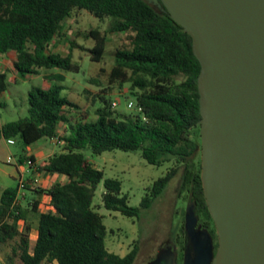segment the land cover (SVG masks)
Segmentation results:
<instances>
[{"label": "trees", "instance_id": "obj_1", "mask_svg": "<svg viewBox=\"0 0 264 264\" xmlns=\"http://www.w3.org/2000/svg\"><path fill=\"white\" fill-rule=\"evenodd\" d=\"M85 9L100 20L111 18L110 31L130 34L131 45L118 48L110 81L129 83V94L142 111L124 112L113 109L109 95H96L101 105L93 120L71 119L72 110L80 106L62 95L68 86L65 72H78L80 65L72 53L62 55L50 50L52 40L61 34L64 21L75 10ZM94 40L89 49L91 60L100 62L105 54L107 35L99 28L85 32ZM74 42H71V50ZM15 52L14 70L18 76L45 74L51 82L48 88L34 86L28 91L29 117L0 122V139H18L24 146L20 161L35 157L26 148L43 138L59 136L63 150L49 156L38 165L41 172L65 175L48 188L24 189L50 197V209L40 211L36 197L22 206L20 186L3 189L0 196V243L16 240L6 264H134L138 245L126 255L110 252L105 245L107 228L103 216L92 202L103 181L104 206L127 216H138L148 208L177 175L179 166L154 181L140 207L128 204L122 195L118 178H105L103 170L90 163L83 148L93 153L120 149L141 151L153 165L176 159L185 167L192 184L191 198L197 213L216 231L209 212L201 179V157H197L200 139V102L198 77L201 64L193 50L191 35L171 15L147 0H0V53ZM13 82L0 70V97ZM0 105H3L0 102ZM88 113V111H87ZM61 123L66 134L59 133ZM16 142V141H15ZM197 160V166H196ZM186 181V180H185ZM18 199V203L16 202ZM38 214V236L31 247L32 225L28 212ZM23 223V228L19 227ZM185 221L181 226L183 243Z\"/></svg>", "mask_w": 264, "mask_h": 264}, {"label": "water", "instance_id": "obj_2", "mask_svg": "<svg viewBox=\"0 0 264 264\" xmlns=\"http://www.w3.org/2000/svg\"><path fill=\"white\" fill-rule=\"evenodd\" d=\"M193 40L201 64V179L218 247L185 215L183 264H264V0H147ZM167 245L147 264H177Z\"/></svg>", "mask_w": 264, "mask_h": 264}, {"label": "rangeland", "instance_id": "obj_3", "mask_svg": "<svg viewBox=\"0 0 264 264\" xmlns=\"http://www.w3.org/2000/svg\"><path fill=\"white\" fill-rule=\"evenodd\" d=\"M112 19L100 20L85 9L75 10L63 23L61 34L56 36L51 44L50 50L59 52L62 55L72 53L73 59L80 65L78 72H65L68 86L63 90L62 95L68 96L76 102L80 108L72 110L71 119L73 121L96 118V110L101 105L99 94L109 95L112 101H117L118 105L113 107L116 111L133 112L134 109L128 107V101L134 100L129 94V83L120 85L119 81H110V73L115 65V53L118 48L131 45L130 34L127 32H112L109 27ZM92 28H99L107 35L108 42L105 54L100 62L91 60L89 49L94 46V40L85 36V32ZM71 42H74L71 50ZM15 52L0 53V70L8 73V80L13 82L10 90L0 97V122L5 124L9 121L29 117L28 91L34 87H49L56 81H48L42 75H32V77H15L14 60ZM57 69L44 72L45 74L55 72ZM88 111V113H87ZM67 127L64 123L60 125V135L66 134ZM193 138L198 143L197 157H201L198 134ZM60 140V141H59ZM51 140L50 147L55 152H60L64 147V140ZM11 146V153L14 159H18L24 153V146L16 139ZM41 142H50L49 138L41 139ZM87 160L101 169L105 173V178H118L122 183V195L128 196V204L132 207H140L143 197L148 188L151 187L158 178L164 176L173 166H179L177 175L171 180L166 189L156 197L152 205L148 208H141L138 216H127L120 211L109 210L104 206L103 194L105 186L103 181L97 186L92 207L103 216V222L107 228L105 245L110 252L126 255L135 245H138V257L134 264H147L157 253L167 245L176 246L180 243L182 233L181 226L185 221L186 212L192 202V184L189 179H185V167L180 165L176 159L166 161L161 165L150 164L141 154V151H124L114 149L104 151L101 154L93 153L89 146L83 148ZM199 158V157H198ZM4 164V162H0ZM9 166L13 163H5ZM35 166V165H34ZM197 166V160H196ZM26 166H24L25 168ZM28 174H23L22 179ZM59 177L63 175L58 174ZM48 179V180H47ZM50 178H45V174L39 177L35 186L48 188ZM186 180V181H185ZM27 182L26 179L24 183ZM19 176L12 182V185L20 186ZM34 186V183H30ZM34 186V187H35ZM23 187H20L22 189ZM28 197L20 194L19 198L22 206H28L27 201L34 196V193L27 191ZM48 202H43L42 210H49ZM28 221L35 232L38 224V214L28 212ZM20 223V228H23ZM35 234V233H34ZM16 240L8 243H0V264H6L7 255L11 254ZM34 239H31V247ZM176 248V247H175ZM56 264V263H55ZM177 264H183L181 259H177Z\"/></svg>", "mask_w": 264, "mask_h": 264}, {"label": "crops", "instance_id": "obj_4", "mask_svg": "<svg viewBox=\"0 0 264 264\" xmlns=\"http://www.w3.org/2000/svg\"><path fill=\"white\" fill-rule=\"evenodd\" d=\"M38 75H42L43 77H45V73H41ZM15 77H18V75L15 72ZM32 77V76H29ZM46 78V77H45ZM46 80L50 81L49 79L46 78ZM47 86H50V84H47ZM47 88V87H45ZM9 91V90H8ZM5 92L2 94L4 95ZM1 95V96H2ZM64 126L66 127V124H64ZM59 133H60V129H59ZM50 142H41V140H39L38 142L28 146L26 148V151L28 154H32L35 157V166L33 167H28L26 164V161L21 162L20 158L21 155L18 157V159H14L12 153H11V146L14 145L15 143H9L8 139L6 138H1L0 139V162H4V164L0 163V196H1V192L3 191V189L7 188V187H12V182L14 180H16L19 176L22 178L23 174H28L26 181H30V183H34L35 186V182H38L39 177L42 174H45V178H50L49 180V186H52L54 183H56L57 181H61V182H65L67 180L66 176L63 175V177H59L58 173H46V172H41L38 169V165H42L45 163V161L47 160V158L51 155H53L55 153L54 149L50 147ZM5 163H13L14 165H7ZM24 166H26L24 168ZM23 179V180H25ZM48 180V179H47ZM31 186L32 188H36L37 186ZM30 191L32 193H34V191L28 190V189H19V195L22 194L23 197H28V192ZM35 194V193H34ZM37 199H39V207L40 209L42 208L43 202H48V205L50 207V197L46 194H42V195H37L35 194ZM42 211H47V210H42ZM22 223V222H21ZM23 224V223H22ZM20 227V224H19ZM38 227V224H37ZM35 233V234H34ZM38 236V230L36 229V231H33V227L30 233V237L31 239H34V244L35 241L37 239Z\"/></svg>", "mask_w": 264, "mask_h": 264}, {"label": "flooded vegetation", "instance_id": "obj_5", "mask_svg": "<svg viewBox=\"0 0 264 264\" xmlns=\"http://www.w3.org/2000/svg\"><path fill=\"white\" fill-rule=\"evenodd\" d=\"M193 203V200L192 202ZM196 207V205H195ZM196 213H197V208H196ZM198 214V213H197ZM199 216V221H198V224H197V227L200 228V229H204V228H207L210 233L212 234L213 236V241H214V244H215V251L218 247V237H217V233L216 231L213 230V228H210L206 225V223L201 219V216L198 214ZM185 226V224H184ZM184 239H183V243L182 244H179V243H176V246H174V248L176 249L177 253H178V258L181 259V262L183 263L184 261V254H185V251L187 249L188 246H190L188 240L186 239V231H184Z\"/></svg>", "mask_w": 264, "mask_h": 264}, {"label": "built area", "instance_id": "obj_6", "mask_svg": "<svg viewBox=\"0 0 264 264\" xmlns=\"http://www.w3.org/2000/svg\"><path fill=\"white\" fill-rule=\"evenodd\" d=\"M112 105H113V107H116V106L118 105V102H117V101H113ZM128 107H129V108H132V109H134V110H136V111H142V107L139 106V105L137 104V102L134 101V100H130V101H128ZM59 139H60L59 136H55V137L52 138V140H59ZM59 141H60V140H59ZM8 142L13 144V143H15V140H14V139H8ZM26 164H27V166L30 167V168L34 166L33 160L30 159V158H29L28 160H26ZM23 185H24V180L21 178L20 187H23ZM16 202H17V203L19 202L18 199H17Z\"/></svg>", "mask_w": 264, "mask_h": 264}]
</instances>
